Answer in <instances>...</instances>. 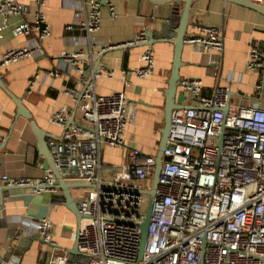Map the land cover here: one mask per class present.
<instances>
[{"label":"built area","instance_id":"2783aa9c","mask_svg":"<svg viewBox=\"0 0 264 264\" xmlns=\"http://www.w3.org/2000/svg\"><path fill=\"white\" fill-rule=\"evenodd\" d=\"M252 1L264 5V0ZM37 4L35 22L23 19L13 27L14 36L24 37L25 44L7 51L4 63L44 55L42 41L50 29L42 13L45 0H37ZM74 6L75 20L66 29L83 30L92 51L97 45L94 35L101 27V1L75 0ZM108 7L115 15V5L109 3ZM0 12L7 22L13 14L24 15L27 7L18 0H1ZM199 27L200 32L187 35L185 41L203 53H216L213 63L219 66L224 53L223 28ZM146 31L126 43L146 41ZM83 56V50L62 51L61 57L69 63L67 69L50 72L70 75L74 68L80 73L76 87L69 91L78 100L83 123L66 128L60 140L49 141V147L65 181L91 184L92 188L77 202L83 216L77 253L60 252L49 218L34 222L50 245L47 264H264L263 81L255 88L260 100L235 105L229 85L218 83L205 94L202 79H180L185 101L192 106L172 112L164 163L156 194L150 198L143 190L153 185L156 159L152 154L131 147L121 179L105 183L99 174L102 144L124 145V131L131 119L123 91L97 94L92 78L98 73L91 78L84 75ZM141 61L135 71L139 77L153 71L155 59L150 48ZM263 65L261 47L252 44L247 68L257 70ZM38 77L30 78L29 88ZM55 120L63 123L64 115L59 113ZM2 178L10 186H42L37 191L53 190L56 180L50 170L37 179ZM150 200L153 211L140 257L139 223Z\"/></svg>","mask_w":264,"mask_h":264},{"label":"crops","instance_id":"0c3cea01","mask_svg":"<svg viewBox=\"0 0 264 264\" xmlns=\"http://www.w3.org/2000/svg\"><path fill=\"white\" fill-rule=\"evenodd\" d=\"M18 1L27 7L24 15L13 14L5 22L0 12V26H3L0 61L7 51L25 44L24 37L14 36L13 27L23 19L31 22L36 20L37 0ZM157 1L101 2V27L94 35L97 45L91 51L83 30L66 29L75 20V0H45L42 13L50 34L42 41L44 55L0 65V76L7 88L14 95L23 97L38 126L48 134V147L50 140L62 138L66 128L83 123V112L78 100L69 91L76 87L80 73L73 68L70 75L50 74L55 69H67L69 63L61 57L62 51L83 50L85 63L81 69L88 78L98 73L92 78L98 95L116 91L125 93L131 121L124 131V145L102 144L99 174L105 183L122 178V168L129 162L131 147L155 157L159 151L166 113L165 92L174 61V44L158 41L152 47L141 45L102 50L109 45L135 40L145 30L160 33L164 28L166 34L172 33V27L180 19L183 4H180L177 12L174 10V1ZM109 3L115 5V15H111ZM191 21L187 35L200 32L199 25H218L223 28V59L218 66L213 63V59L218 58L216 53H203L195 45L186 43L181 55L180 78L202 79L205 94L218 83L229 85L232 90L231 101L235 105L260 100L261 95L256 94L255 88L259 80L264 83V69L250 70L247 61L251 45H260L264 41V15L230 1L194 0ZM149 48L155 59L153 71L139 77L135 71L142 65L141 55ZM36 74L39 77L29 88V80ZM59 113L64 115L63 123L55 120ZM0 135L3 136L0 142V188H5L3 192L0 191V260L3 264H47L50 245L39 241L43 238L34 224L44 217L51 221L53 237L60 252L71 254L79 222L76 214L66 205L63 189L57 187L37 191L27 187L11 188L2 178L8 175L18 179H37L51 171L46 166L47 159L42 154L37 135L27 119L17 118L16 103L2 87ZM91 188H71L75 203Z\"/></svg>","mask_w":264,"mask_h":264},{"label":"water","instance_id":"95a60500","mask_svg":"<svg viewBox=\"0 0 264 264\" xmlns=\"http://www.w3.org/2000/svg\"><path fill=\"white\" fill-rule=\"evenodd\" d=\"M154 2H158L157 0H152ZM175 3V11L179 12L180 4H183V9L180 12V19L176 25H174L173 32L170 34H166V29L163 28V30L160 33H156L154 31H146L145 35L147 37L146 41H135L131 43H118L114 45L113 47H109L107 50L112 49H127L129 47L133 46H141V45H149L150 47L153 46L155 42H162V41H169L174 44V61H173V68L171 77L168 82V87L166 89V113L164 117V125L161 129V140H160V147L158 154L156 155V167H155V173L153 176V185L150 190H143V193H146L149 195V197H153L156 194V189L158 185V176L162 169L163 163H164V149L167 143V138L171 126V115L172 112L175 109H188L192 105L189 103H186L185 99V93L183 89L178 90L179 82H180V74L179 69L182 65V50L184 45L187 43L185 41V38L187 37V29L188 26L192 23L191 21V10L194 0H171ZM234 2L243 6H246L248 8L254 9L264 15V5L256 3L252 0H225ZM103 4H107L108 0H101ZM195 24V23H194ZM43 26V25H42ZM262 49V54L264 58V41L260 43L259 45ZM105 50V51H107ZM4 60L0 61V65H3ZM264 69V65H263ZM0 87H2L6 93L14 100L17 106V118L24 117L27 119L29 124L31 125L34 133L37 135L39 140V145L41 150L43 151V155H45L47 159L46 166L47 168H50L53 174L55 175V182L53 184V188L61 187L64 191V198L66 199V205L76 214L77 220L79 222V226L76 233V243L74 246V249L72 250V253H77L78 246H77V234L81 225V220L83 218L82 214L80 213L77 204L75 203L71 193L70 189L73 187H83V186H92L91 184L87 183H73V182H67L63 179L62 173L57 167L56 163L54 162L52 153L50 151V148L48 147V143L46 140V137L48 134L43 131L37 124L33 114L29 110V108L25 105L23 101V97H19L14 95L6 86L4 81L2 80L0 76ZM232 95V92L231 94ZM224 111H228V107L224 108ZM5 145V143H4ZM32 188V189H39L42 186H38L35 184H26V185H15L11 186V188ZM5 188H0V191H4ZM153 211V202L150 200L147 205L146 213L144 215L143 220L139 223L140 227V233H141V240H140V257H142L143 252L146 247L147 238H148V227L150 224V219ZM41 242H44L43 239L39 240Z\"/></svg>","mask_w":264,"mask_h":264}]
</instances>
